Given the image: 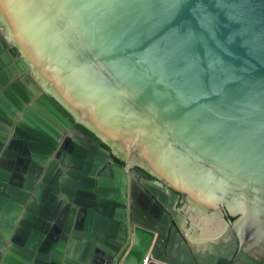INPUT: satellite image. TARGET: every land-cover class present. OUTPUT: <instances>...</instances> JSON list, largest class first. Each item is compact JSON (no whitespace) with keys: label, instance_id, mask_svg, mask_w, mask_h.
Masks as SVG:
<instances>
[{"label":"water","instance_id":"1","mask_svg":"<svg viewBox=\"0 0 264 264\" xmlns=\"http://www.w3.org/2000/svg\"><path fill=\"white\" fill-rule=\"evenodd\" d=\"M0 31L37 98L9 140L32 96L0 61V264H264V0H0Z\"/></svg>","mask_w":264,"mask_h":264},{"label":"flooded vegetation","instance_id":"2","mask_svg":"<svg viewBox=\"0 0 264 264\" xmlns=\"http://www.w3.org/2000/svg\"><path fill=\"white\" fill-rule=\"evenodd\" d=\"M22 53L19 49H17L16 47H13L11 45H9V43L5 40V38L2 36V32L0 31V61L4 62V64H6V67H8V75L10 78L9 81V85L7 87H9L11 84L13 83H18L21 86H23L24 88H26L30 94H31V99L28 98V102H26L22 112L19 115L14 116L13 120H9L7 123H4L3 126L6 127V129L8 130L7 135H8V139L9 140H17V139H22L26 142H28L29 140H31L30 135L25 134L24 132H22L21 128L19 127V122L20 120H22L23 117V112L24 110H26L28 107L32 106L33 103L36 101V97L34 96V94L32 93L31 87L34 84V81L32 79V77L26 73L22 66L20 65L19 60L22 58ZM4 90V89H2ZM2 90L0 89V92H2ZM27 98V97H26ZM80 131H82L84 134H86L87 136H89L92 139H95V136H91L89 135L87 132H85L82 128H80L79 126H77V129H73L71 132L64 134L62 137H60V139H58V141H56V148L53 150V153L51 156H49V160L50 161H54L57 160V155L60 154L61 152H65L66 154H68L69 152V146L66 144V139L70 136V134L72 135L71 138H80L82 141H84V136L80 133ZM34 143H42V144H46L43 141H33ZM104 147H106L105 145H103ZM107 148V147H106ZM30 157H26V159H28ZM115 159V163L112 164V166L117 165L120 166L122 168H125V164L121 161L118 162L117 158ZM69 166H65L63 163H60L57 167V169L55 171L52 172V175L49 179V181L46 183L47 185V189L43 190L42 192V201H40V207L39 210L42 211L46 206H48V204H52L54 206V210L53 212H55V214L58 215V213L60 214L61 212L68 213L70 214L73 208H79L77 207L74 203L69 202L66 199V195L63 192L61 186L65 185L66 180L70 179L71 177L68 176V170H69ZM46 170V169H45ZM134 170H136L138 172V174L140 175L139 178H134L133 176L131 177L132 181H136L139 185L141 183V180H147V181H155V179L153 178V176H151L149 173H147L146 171L139 169V168H134ZM43 176L44 174L41 176V178L39 180L36 181V188L39 187V185L42 183L43 180ZM167 199L169 200V195L167 193L166 190H163L162 192ZM180 196V199L178 201V204L176 205V207L181 211V214L183 216H186V211H185V206L187 204V200L186 197L181 194L178 193ZM150 206H152V204L155 202L156 198H150ZM34 196L33 194H30L28 197V204L31 207H34ZM136 203L137 206L143 210L145 212L144 209H142L141 207V199L139 194H137L136 196ZM131 202H132V198H131ZM129 197L126 198V202L124 203V213H125V217L126 220L124 221V225H125V231L129 230V225H130V221H131V229L133 228V223L132 220L129 219ZM137 216L142 219L145 220V218L137 213ZM159 220H163V216L160 215L159 216ZM228 220L230 221V219L228 218ZM150 223V222H149ZM136 226V225H134ZM141 226V225H139ZM191 227V224H188V228ZM200 227L202 229H207L206 226L204 225H200ZM164 228L168 230L169 232V236L166 239V243H169L171 241V239L173 240V243L175 242L176 238L175 237H171L173 230L175 229V225L172 223L170 225H164ZM147 230L150 231V233L154 234V238L157 237V235L159 234V231L154 229L152 227V225L150 224L147 228ZM241 261L239 258L237 259V262Z\"/></svg>","mask_w":264,"mask_h":264},{"label":"trees","instance_id":"3","mask_svg":"<svg viewBox=\"0 0 264 264\" xmlns=\"http://www.w3.org/2000/svg\"><path fill=\"white\" fill-rule=\"evenodd\" d=\"M80 128H82L85 132H87L89 135H91V136H94L93 134H91L90 132H88L85 128H83V127H81V126H79ZM118 162H121L120 160H118Z\"/></svg>","mask_w":264,"mask_h":264},{"label":"bare ground","instance_id":"4","mask_svg":"<svg viewBox=\"0 0 264 264\" xmlns=\"http://www.w3.org/2000/svg\"><path fill=\"white\" fill-rule=\"evenodd\" d=\"M200 225H204V226H206L207 230H210V226L208 224L206 225V223L205 224L204 223H200Z\"/></svg>","mask_w":264,"mask_h":264}]
</instances>
